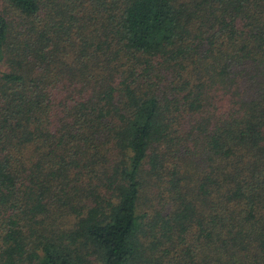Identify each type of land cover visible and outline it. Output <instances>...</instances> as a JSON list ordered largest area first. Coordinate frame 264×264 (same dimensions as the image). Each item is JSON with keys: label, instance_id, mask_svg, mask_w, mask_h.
Masks as SVG:
<instances>
[{"label": "trees", "instance_id": "trees-1", "mask_svg": "<svg viewBox=\"0 0 264 264\" xmlns=\"http://www.w3.org/2000/svg\"><path fill=\"white\" fill-rule=\"evenodd\" d=\"M0 264H264V0H5Z\"/></svg>", "mask_w": 264, "mask_h": 264}, {"label": "rangeland", "instance_id": "rangeland-1", "mask_svg": "<svg viewBox=\"0 0 264 264\" xmlns=\"http://www.w3.org/2000/svg\"><path fill=\"white\" fill-rule=\"evenodd\" d=\"M0 11L9 13L13 16V9L5 2V0H0Z\"/></svg>", "mask_w": 264, "mask_h": 264}]
</instances>
